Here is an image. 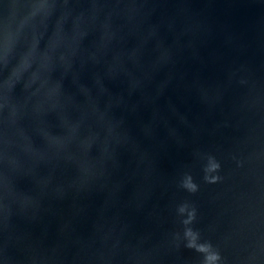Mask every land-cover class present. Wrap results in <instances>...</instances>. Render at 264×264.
Instances as JSON below:
<instances>
[{
	"label": "water",
	"instance_id": "water-1",
	"mask_svg": "<svg viewBox=\"0 0 264 264\" xmlns=\"http://www.w3.org/2000/svg\"><path fill=\"white\" fill-rule=\"evenodd\" d=\"M0 264H264V0H0Z\"/></svg>",
	"mask_w": 264,
	"mask_h": 264
}]
</instances>
